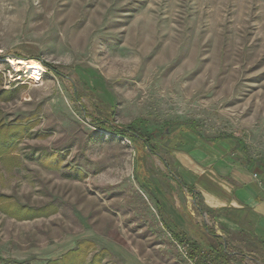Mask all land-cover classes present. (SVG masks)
<instances>
[{"label":"rangeland","instance_id":"obj_1","mask_svg":"<svg viewBox=\"0 0 264 264\" xmlns=\"http://www.w3.org/2000/svg\"><path fill=\"white\" fill-rule=\"evenodd\" d=\"M136 119L141 134L183 124L153 151L100 124ZM189 135L231 137L264 168V0H0V264L69 250L50 264H78L82 239L95 243L82 264L100 249L99 264H192L153 193L170 183L165 146ZM173 196L209 227L186 192ZM6 205L45 215L14 218ZM241 252L214 260L264 264V247Z\"/></svg>","mask_w":264,"mask_h":264},{"label":"crops","instance_id":"obj_2","mask_svg":"<svg viewBox=\"0 0 264 264\" xmlns=\"http://www.w3.org/2000/svg\"><path fill=\"white\" fill-rule=\"evenodd\" d=\"M187 140L177 148L165 146L173 160L164 161L170 170V183L153 186L161 225L162 220L211 258L226 248V262L241 257V250L249 246L264 247V168L248 160L231 138L213 140L189 135ZM254 172L258 177H253ZM166 186L173 189L171 196ZM175 187L186 192L196 209L210 217L209 227L196 220L193 211H183L171 201ZM165 207L169 210L164 212Z\"/></svg>","mask_w":264,"mask_h":264},{"label":"trees","instance_id":"obj_3","mask_svg":"<svg viewBox=\"0 0 264 264\" xmlns=\"http://www.w3.org/2000/svg\"><path fill=\"white\" fill-rule=\"evenodd\" d=\"M44 64L49 67L51 70H53L55 73H58L54 68H52L49 64L45 63ZM100 122V121H99ZM101 126L103 128H105L108 131L114 132L118 135H126L128 136L130 139H132L133 141H137V139L143 140L144 141V146L147 147L149 150L153 151L152 148V142L154 140H161V136H163V134H170L171 131L176 130L178 127L181 129L182 124L183 123H172L171 125H166L164 127V130H152V132H147V134H141L139 133L138 129L143 127L145 128L146 126V122L142 119H136L133 122H131L129 125L125 126V127H121V128H115L112 127L111 125H107L106 123L101 122L100 123ZM158 130V131H157ZM3 137H6V133H2ZM231 138V137H228ZM241 141L238 140V143L240 144ZM7 143H4L2 145V149L0 148V152H4L5 149L7 148ZM70 176V175H69ZM141 183V182H138ZM188 191H192V188H188ZM194 196H197L196 194ZM156 208H157V212H159V207L156 204ZM21 208H10L9 206L6 205L5 207V211L12 217H18L20 219L23 218H35V217H39V216H44L45 212L43 210L40 209H36V210H29L30 214H26L24 215L22 212H19ZM162 225L163 227H165L168 232L170 233L171 239L173 240L174 243H176L178 246L183 248V253L186 256V259L191 261L192 264H206V257L208 256L205 252L201 251V249H199L198 245H195L194 242H188L187 240H184V238L180 237L176 232L170 230L168 228V225H166L162 220ZM211 235H213L214 237H218L217 235H214L211 233ZM95 243L90 240V239H82L80 241H78V248L82 247V252L79 253L77 255V259L74 261H77L78 264H82V262H84L86 260V256L88 253V249L89 248H93L94 249ZM77 248V249H78ZM73 250H69L68 252H66L64 254V256L68 253H70ZM105 252L104 249H100L99 251H95L92 255L91 258L89 259V261H87L85 264H99L101 261V255ZM227 250L226 248L222 247L221 249V253H219V255H217V257H221V258H226L227 257ZM64 256L61 257V259L58 260H54L51 261L47 264L50 263H56L60 260H62V258H64ZM216 257V256H215ZM214 257V258H215ZM212 258V259H214ZM217 261V260H215ZM62 264V263H59Z\"/></svg>","mask_w":264,"mask_h":264},{"label":"bare ground","instance_id":"obj_4","mask_svg":"<svg viewBox=\"0 0 264 264\" xmlns=\"http://www.w3.org/2000/svg\"><path fill=\"white\" fill-rule=\"evenodd\" d=\"M7 60L10 63H13L15 66L21 65L24 69H26L27 72H30L32 75H36L39 73L35 60H25L21 58H7Z\"/></svg>","mask_w":264,"mask_h":264},{"label":"built area","instance_id":"obj_5","mask_svg":"<svg viewBox=\"0 0 264 264\" xmlns=\"http://www.w3.org/2000/svg\"><path fill=\"white\" fill-rule=\"evenodd\" d=\"M253 177L255 178L258 177L256 172L253 173ZM206 264H220V263L215 261L214 259H209V260H206Z\"/></svg>","mask_w":264,"mask_h":264}]
</instances>
